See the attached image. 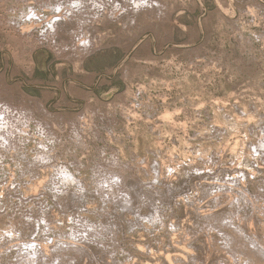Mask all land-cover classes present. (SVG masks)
<instances>
[{"label": "rangeland", "instance_id": "1", "mask_svg": "<svg viewBox=\"0 0 264 264\" xmlns=\"http://www.w3.org/2000/svg\"><path fill=\"white\" fill-rule=\"evenodd\" d=\"M257 247L264 0H0V264Z\"/></svg>", "mask_w": 264, "mask_h": 264}, {"label": "bare ground", "instance_id": "2", "mask_svg": "<svg viewBox=\"0 0 264 264\" xmlns=\"http://www.w3.org/2000/svg\"><path fill=\"white\" fill-rule=\"evenodd\" d=\"M241 249H243V248H241ZM256 250H257L256 252H253V251L251 252L250 251L247 258L245 257L246 255L245 256L241 255L242 257H245V260L242 261L243 263L242 262L241 263L242 264H264V249L260 248V247L259 248L257 247ZM231 254H234V253H231ZM235 257L238 258L239 255L238 256L236 255ZM228 258H230V256H228ZM233 258H234V256H233ZM233 258L231 260L229 259L230 260V264H232ZM239 259H242V258H239ZM236 262H239V261H236ZM241 263H238V264H241Z\"/></svg>", "mask_w": 264, "mask_h": 264}]
</instances>
